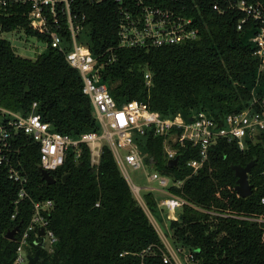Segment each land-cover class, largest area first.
<instances>
[{"label": "trees", "instance_id": "16d2710c", "mask_svg": "<svg viewBox=\"0 0 264 264\" xmlns=\"http://www.w3.org/2000/svg\"><path fill=\"white\" fill-rule=\"evenodd\" d=\"M120 1L75 0L73 6L87 17L79 39L89 45L101 80L118 104L142 101L162 118L203 110L222 126L227 114L248 108L253 95L264 96V61L253 54L250 41L260 23L246 19L237 29L244 15L227 7L226 0H140L190 17L198 31L197 39L159 47L119 46L120 7L139 9V0ZM245 1L264 12V0ZM213 3L224 11L213 10ZM26 12V6L7 9L0 15L1 32L22 30L44 41L46 48L35 58L24 57L0 34V107L27 115L36 103L35 112L53 130L73 138L98 130L81 76L66 60L68 32L63 31L61 49L52 47L44 33L29 26ZM253 107L261 109L259 104ZM145 137L141 146L146 163L152 160V169L171 180L168 190L188 202L169 228L173 245L193 255L190 264H264V130L247 139L244 150L219 139L196 172L187 162L199 159L197 147L172 143L178 163L169 166L164 150L169 134L149 131ZM10 144L11 165L27 176L28 197L18 198V185L8 178L7 167L0 166V264H14L17 255L19 234L9 240L6 232L18 223L22 229L27 225L31 200L47 199L53 203L49 226L57 242L52 252L40 250L37 264H175L172 259L164 262L170 255L107 146L96 166L90 165L86 145L71 147L63 165L50 172L55 182L47 184L39 171V145L20 131L12 133ZM251 160L252 193L240 197L232 166ZM143 196L147 208L157 211L153 193ZM36 249L31 238L29 255Z\"/></svg>", "mask_w": 264, "mask_h": 264}, {"label": "built area", "instance_id": "2783aa9c", "mask_svg": "<svg viewBox=\"0 0 264 264\" xmlns=\"http://www.w3.org/2000/svg\"><path fill=\"white\" fill-rule=\"evenodd\" d=\"M226 1L227 7L236 8L244 15L238 22L237 29H242L246 19L260 23L250 37V41L254 46L253 54L264 61V12L262 8L245 0ZM74 4L75 0H0V15L14 6H26L29 26L44 33L49 38L52 47L61 49L64 43L63 31L68 32L70 49L65 52L66 60L81 76L82 91L91 101L99 127L96 131L84 132L79 137L73 138L66 133L53 130L50 123L44 121L40 114L35 112L36 103H33L32 110L27 115L0 107V112L5 118V121L0 122V166L7 167L8 178L18 185L19 199L28 197L25 188L28 179L10 162V138L14 132L24 133L39 145L40 166L49 173L59 169L69 149L77 147L80 143L89 149L90 165L96 166L100 160L102 147L105 145L112 152L129 185L135 186L128 176V168L139 170L147 164L136 142V135L146 136L149 131H152L154 135L169 134V138L164 142L168 160L178 156L176 149L171 146L172 143H189L197 147L199 159L187 162L193 172H196L207 159L210 147L219 139L234 141L239 149L244 150L246 140H254L264 130V96L257 99L253 95L250 106L240 113L227 114L222 126L203 110L193 111L188 116L178 112L172 117L162 118L157 111L149 109L148 105L142 101L133 99L118 104L101 80L100 66L97 65L89 45L79 39L85 29L87 17L76 11L73 8ZM137 5L139 9L135 12L120 7L121 17L117 28L119 46L159 47L197 39L198 31L190 17L176 13L169 8L141 4L140 0L137 1ZM212 9L219 12L224 11L218 3H213ZM0 34L3 35L1 30ZM112 61L114 57L110 55L108 62ZM145 78L149 85L151 76L148 72L145 73ZM255 104H259L261 109L255 110L253 107ZM151 162L152 160H149L150 164L147 165H152ZM146 178L150 182H157L158 185V187L148 188L164 192L155 197L160 211H166V217L169 220H176L178 217L176 210L188 202L168 190L171 180L158 171L151 170ZM181 183V180L176 181L178 186ZM261 202L264 203V198ZM31 203L32 215L29 222L23 229L21 225L16 233L19 236L14 264H27L31 238L35 243L43 238L44 247L42 249L46 252H52L57 242V236L49 226L52 201L50 199L31 200ZM11 217L14 218L15 213ZM40 228L44 231L43 236L38 233ZM175 248V251H171L175 256L166 248L170 258L164 256L163 260L167 262L172 259L175 264H183L176 257V252L183 253L184 248L176 246ZM192 260L191 253H184V261L187 264H190Z\"/></svg>", "mask_w": 264, "mask_h": 264}, {"label": "rangeland", "instance_id": "374dc122", "mask_svg": "<svg viewBox=\"0 0 264 264\" xmlns=\"http://www.w3.org/2000/svg\"><path fill=\"white\" fill-rule=\"evenodd\" d=\"M84 31H82V33L80 34V38L84 37L85 34ZM2 37L10 42L16 54L28 58H35L38 54L42 53L46 48V43L44 41L38 40V38H36L35 36H27L22 30L5 32L3 33ZM135 139L139 146L140 151L143 153V156H145V152L141 145L145 142L146 137L143 135H136ZM151 170H153L152 166L147 164L143 169L132 170L131 168H128L127 170L128 176L135 185V186L130 185L133 195L137 199L138 203H140L143 206V208L147 213H149V210L145 205L143 194L148 191L150 192L153 191L150 188H148V186L158 187L157 182L154 181L150 182L146 178ZM121 173L125 177L122 171ZM135 187H138V189L135 190ZM152 193L153 195H158V196L160 194H164V192H159V191H153ZM178 211L179 209L176 210V214H178ZM158 214H159V208L157 206V211H153V213H151V216L153 218L155 217L154 219H156V216ZM163 215H164L163 219H165L164 223H166V227L164 228V226L160 224L163 227V228L161 227L160 229L162 231V234L166 237L167 243L169 244L168 246L172 247L170 248V250L173 252L175 251L176 248L175 245H173L172 243V235H171L172 232L171 229L169 228L170 220L166 218L167 215L166 211L163 212ZM176 253H177L176 257L178 258V260L183 262V264H187L184 261V253H187V251L183 249V253L180 252L179 253L176 252Z\"/></svg>", "mask_w": 264, "mask_h": 264}, {"label": "water", "instance_id": "95a60500", "mask_svg": "<svg viewBox=\"0 0 264 264\" xmlns=\"http://www.w3.org/2000/svg\"><path fill=\"white\" fill-rule=\"evenodd\" d=\"M191 120V118H189ZM178 163V156H175L173 159L168 160L169 166H176ZM255 161L251 160L249 161L246 165L241 166V165H233L232 168L234 170L235 176L237 177L236 180V185H235V190L237 194L240 197H248L252 193V185L249 182V174L250 171L254 165ZM39 171L41 174L42 179L47 183V184H53L55 182V179L50 175V173L43 169L41 166H39ZM68 175L65 174L62 177V181L66 179ZM21 223H18L15 225L11 230L7 231L5 234V237L9 240H15V236L17 231L20 229ZM38 233L40 236H43L44 231L42 228L38 230ZM38 246V249L34 252L33 255H27V264H37L39 258H40V250L44 247V241L43 238L40 239L38 243H36ZM19 264V263H17Z\"/></svg>", "mask_w": 264, "mask_h": 264}, {"label": "crops", "instance_id": "0c3cea01", "mask_svg": "<svg viewBox=\"0 0 264 264\" xmlns=\"http://www.w3.org/2000/svg\"><path fill=\"white\" fill-rule=\"evenodd\" d=\"M148 187H153V186H148ZM154 197H156V195H154ZM145 202V201H144ZM140 204V203H139ZM141 205V204H140ZM142 206V205H141ZM143 207V206H142ZM147 207V206H146ZM144 209V208H143ZM145 210V209H144ZM149 210V209H148ZM146 212V211H145ZM151 213H153L152 211L149 210V213L146 212L150 222L153 224L154 228L156 229L158 235L160 236L162 242L164 243L165 247L167 248V250L171 253V250L170 246H168L169 244L167 243V240H166V237L162 234V231H161V225L162 224L164 226V228L166 227V223L165 222V219H163V212L160 211L159 209V214L156 216V219H154L152 216H151ZM167 218V217H166ZM163 228V227H162ZM172 254V253H171ZM176 259V258H175Z\"/></svg>", "mask_w": 264, "mask_h": 264}, {"label": "bare ground", "instance_id": "6f19581e", "mask_svg": "<svg viewBox=\"0 0 264 264\" xmlns=\"http://www.w3.org/2000/svg\"><path fill=\"white\" fill-rule=\"evenodd\" d=\"M138 189V187H135V190H137Z\"/></svg>", "mask_w": 264, "mask_h": 264}]
</instances>
